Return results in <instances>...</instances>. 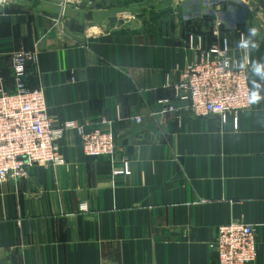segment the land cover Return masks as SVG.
Here are the masks:
<instances>
[{"label":"crops","instance_id":"obj_1","mask_svg":"<svg viewBox=\"0 0 264 264\" xmlns=\"http://www.w3.org/2000/svg\"><path fill=\"white\" fill-rule=\"evenodd\" d=\"M219 21L233 56L243 58L236 43L255 27L260 49L250 60L264 57V0H93L65 9L7 0L5 88L14 87V53H35L27 83L45 87L49 115L112 120L119 156L87 155L69 130L64 165L36 164L1 183L0 264H218L210 244L218 226L236 221L253 224L255 264H264V98L225 120L195 117L175 88L219 40ZM164 98L177 113H161ZM121 158L131 171L115 176Z\"/></svg>","mask_w":264,"mask_h":264},{"label":"built area","instance_id":"obj_2","mask_svg":"<svg viewBox=\"0 0 264 264\" xmlns=\"http://www.w3.org/2000/svg\"><path fill=\"white\" fill-rule=\"evenodd\" d=\"M61 9L69 5L91 4L93 0H56ZM7 0H0V15ZM217 23L213 34L219 40L201 49L200 57L183 71V81L176 85L182 90L181 98L187 99L188 109L195 117L217 115L223 120L230 114L237 115L249 109L251 102L250 70H241V58L231 54L228 35ZM244 31L240 33V36ZM200 49V48H199ZM229 62L228 67L225 61ZM36 55L26 50L13 55V86L7 89L0 78V184L9 179L19 181L29 175L36 164L59 167L66 163L61 151L65 132L75 131L81 138L84 152L89 156H107L112 163L118 160V146L113 121L102 117L98 121H55L48 113L45 87H30L27 83L30 65ZM236 63L233 64L232 62ZM164 105L161 113H177L179 109L169 98L159 101ZM137 122L141 116L134 118ZM113 165L115 176L129 175L131 168L127 158ZM81 210H86L81 204ZM257 234L253 224L230 222L218 226L210 246L218 258V264H255L258 256Z\"/></svg>","mask_w":264,"mask_h":264},{"label":"clouds","instance_id":"obj_3","mask_svg":"<svg viewBox=\"0 0 264 264\" xmlns=\"http://www.w3.org/2000/svg\"><path fill=\"white\" fill-rule=\"evenodd\" d=\"M259 30L255 27L248 28L246 33L242 34L236 43V47L244 53L242 60L239 62L241 70H250L252 76L251 89L249 92L251 102H257L264 98L261 93L264 92V57L257 60H250L253 52H258L260 49ZM233 64L236 62L233 61ZM225 66L228 67L229 62L225 61Z\"/></svg>","mask_w":264,"mask_h":264}]
</instances>
